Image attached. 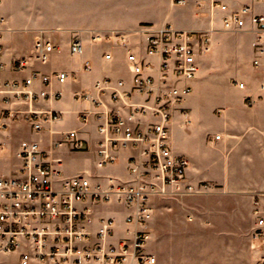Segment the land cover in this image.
Returning a JSON list of instances; mask_svg holds the SVG:
<instances>
[{
    "label": "built area",
    "instance_id": "2783aa9c",
    "mask_svg": "<svg viewBox=\"0 0 264 264\" xmlns=\"http://www.w3.org/2000/svg\"><path fill=\"white\" fill-rule=\"evenodd\" d=\"M182 0H180L181 2ZM264 1V0H261ZM1 4V0H0ZM227 12L223 17L225 29L242 31L247 28L246 15L250 16L249 30L256 34L254 42L256 66L264 65V15L255 13L250 6L229 11L225 3L216 4ZM3 18H0V69L4 67ZM133 36H145V55L158 58L149 61L135 52L128 55L133 73L132 89L125 82L103 78L95 82L92 90L75 93V99L87 101L96 108L105 105L109 95L115 102H123L129 108L130 122L112 111L98 112V131L101 139L97 145L98 165L105 166L116 160L114 151L130 147L139 151L129 161L133 180L104 186L94 184L86 175L65 177L64 161L53 157L35 140L20 143L19 156L22 164L15 175L0 172V253L10 254L26 247L20 254V264L32 261L53 264H156V257L145 250L150 238L147 222L153 215L152 197L155 195L200 194L212 187L209 182L190 183L187 172L190 160L177 154L170 143L169 128L173 109L188 96L199 71L198 56L210 49L208 32L178 29L170 23L160 27L141 24L134 30H110L92 34L94 41H111L127 45ZM57 46L39 35L35 40L34 54L37 60L46 63ZM85 51L83 39L75 36L70 45V54L81 58ZM107 59L112 57L107 53ZM14 66H26L24 59H16ZM89 68V63H86ZM60 82L68 78L66 71H59ZM40 80L47 87L50 77L35 72L24 80L0 81V105L12 100L33 102L41 98L60 99L59 91L49 93L46 89L36 91L34 83ZM243 88L244 82L238 83ZM133 93L142 97L133 101ZM88 113L82 112L87 122ZM21 116L39 133L45 124L60 120V112L51 109L25 110L3 108L0 111V131H6L11 119ZM66 138L56 141L54 149L68 144L72 150H81L84 140L76 130L65 133ZM220 134L215 138L219 139ZM0 148H3L0 143ZM118 200L132 208L127 221L139 225L133 237L119 245L106 243L115 232V220L103 218L93 242L91 232L84 222L89 220L90 209H79L80 202H110ZM254 213L257 226L253 233L252 249L257 253L255 264H264V195L256 196Z\"/></svg>",
    "mask_w": 264,
    "mask_h": 264
},
{
    "label": "crops",
    "instance_id": "0c3cea01",
    "mask_svg": "<svg viewBox=\"0 0 264 264\" xmlns=\"http://www.w3.org/2000/svg\"><path fill=\"white\" fill-rule=\"evenodd\" d=\"M219 3L227 4L229 11L250 6L255 13L264 15V1L261 0H182L181 2L180 0H103L102 2L100 0H1L0 18L4 20L1 57L4 67L0 69V81L24 80L38 72L48 75L50 84L45 87L40 80H37L33 88L36 91L46 89L49 93L59 91L62 96L60 99L41 98L22 103L12 100L0 105V111L5 107L13 110L51 109L60 112L61 115L59 121L45 124L44 129L39 133H36L31 124L21 116L11 119L8 129L0 131V143L3 147L0 148V172L7 176L15 175L22 164L19 156L21 141L35 140L43 149L51 151L53 157L63 159L65 177L86 175L94 184L104 186L110 185L111 182L128 183L133 180L129 161L133 156L139 155L138 150L120 147L114 151L116 160L105 166L98 165L97 156V145L101 139L98 131V112L112 111L135 124L136 119L131 120L129 117V108L121 101H112L109 95L105 98V105L96 108L90 102L75 99V93L92 90L95 82L103 78H110L114 82L123 80L125 88L132 89L133 73L129 67V53L135 52L149 61L158 62L157 57L145 55L146 37L133 36L124 46L106 40L94 41L92 34L110 30L131 31L144 23L155 27L170 23L178 29L203 31L210 34V49L198 56L200 67L196 78L191 81L193 89L196 88V92H199L205 86L212 85L214 83L212 74L214 76L217 74L212 71L222 70L224 74L219 76L227 80V90L230 92L236 90L237 95L223 96V101L227 102L226 106L215 104L211 107V114L216 117L219 111L223 124L227 127L223 130H215L214 133L207 129L206 144L210 143L214 147L220 145L224 148L230 146L231 150L239 142L246 140L248 146L259 151V145L264 146V65L254 64L256 34L249 30V15L245 17L246 29L237 32L226 30L223 17L227 12L216 5ZM185 5H190L192 8L194 16L191 18L176 14V11ZM39 35L52 41L58 48L46 63L37 60L34 54L35 40ZM77 35L83 39L85 45L81 58L70 54V45ZM64 49L70 59L64 66H46L58 56V52ZM107 53L112 54L110 59L106 58ZM16 59H24L26 66L21 69L16 68L14 66ZM87 62L89 68L86 67ZM59 71L68 73V78L64 82H60L56 77ZM235 79L239 80L238 83L244 82L245 87L241 88L238 83H234ZM196 92L193 96L192 90L181 105L173 109L169 128L171 146L177 154L185 155L190 160L187 172L190 183H211L212 187L207 191L208 194L215 192V186H217L222 192L239 193L250 199L248 216L253 220V225L249 239L250 251L245 264H255L257 253L251 247V243L254 242L253 233L257 226L254 213L255 198L264 195V183H244L245 180L243 181L239 175V167L232 168L229 164V150L226 152V159L222 166L217 165V162L206 163L205 159L198 157L194 152L188 136L191 134L189 130L192 128L193 117L189 106L191 101L195 100ZM3 96L0 95V98ZM132 100L140 101L142 97L133 93ZM249 103L253 104L251 110L248 108ZM83 111L89 112L87 122L82 119ZM231 123V126H243V134H237L228 128ZM71 130L78 132V136L84 140V147L81 150H72L68 144H63L54 149L53 144L64 140L65 133ZM218 134L221 137L216 139L215 136ZM248 148L240 154L252 157L254 153H250ZM255 161L256 159L252 162ZM188 195L192 194L152 197L153 215L146 225L150 232L148 241L157 237L156 226L154 228L152 224L156 212V200L164 196ZM77 206L79 209H90L89 220L84 224L91 232L93 242L97 241L96 235L103 218L115 220V232L106 240V243L119 245L123 240L131 239L134 231L141 228L127 221V215L132 208L118 200L86 201L78 203ZM232 213L235 217L239 213L246 215L240 206L235 207ZM153 229L155 232L152 233ZM24 250L26 247L10 253L17 257L18 264H20V254ZM145 250L156 257L157 264V256L147 248V243ZM232 260L236 263L240 261L237 257ZM0 264L5 263L0 260ZM31 264L53 263L32 261ZM125 264L130 262L126 261Z\"/></svg>",
    "mask_w": 264,
    "mask_h": 264
},
{
    "label": "rangeland",
    "instance_id": "374dc122",
    "mask_svg": "<svg viewBox=\"0 0 264 264\" xmlns=\"http://www.w3.org/2000/svg\"><path fill=\"white\" fill-rule=\"evenodd\" d=\"M176 14L184 18L194 16L190 5L182 6ZM69 60L64 49L46 66H64ZM212 73H217L216 76L212 74L214 83L205 86L199 92L194 88L191 94L194 96V93H197L189 106L193 112L189 143L198 157L205 159L206 163L217 162L220 166L224 164L226 152L229 150V164L232 168L239 167V175L243 181L245 180L244 183H264L262 144L259 145V151L248 146L246 140L239 142L231 150L230 146L224 148L220 145L214 147L210 143L206 144L207 129L214 133L215 130L227 127L224 126L219 111L216 117L211 114V107L215 104L226 106L227 102L223 101V96L237 95L236 90L231 92L227 90V80L219 76L224 74L222 70H214ZM233 82L237 84L239 80L235 79ZM249 105L248 108L251 110L253 104ZM232 123L228 128L237 134H243V126H231ZM247 148L250 153H254H252V157L256 159L254 163L252 157L240 154ZM215 189V192L209 194L205 192L178 197L164 196L156 200L152 224L154 228L156 226L157 237L147 242V248L156 254L157 264H245L250 251L249 239L253 225V220L248 216L250 199L243 194L222 192L217 186ZM239 206L244 209L246 215L239 213L235 217L232 210ZM235 257L240 259L239 263L232 260ZM0 260L5 264H18L15 255L0 254Z\"/></svg>",
    "mask_w": 264,
    "mask_h": 264
}]
</instances>
